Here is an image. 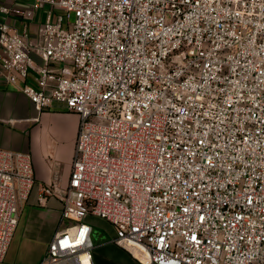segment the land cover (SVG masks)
Listing matches in <instances>:
<instances>
[{"label":"built area","instance_id":"built-area-1","mask_svg":"<svg viewBox=\"0 0 264 264\" xmlns=\"http://www.w3.org/2000/svg\"><path fill=\"white\" fill-rule=\"evenodd\" d=\"M18 1L0 14L49 9L34 37L0 21V81L79 116L40 264H95L89 216L140 264H264V0ZM35 186L0 149V264Z\"/></svg>","mask_w":264,"mask_h":264},{"label":"crops","instance_id":"crops-1","mask_svg":"<svg viewBox=\"0 0 264 264\" xmlns=\"http://www.w3.org/2000/svg\"><path fill=\"white\" fill-rule=\"evenodd\" d=\"M18 3L23 5L26 1L19 0ZM48 9L38 11L35 18L29 21L7 18L1 14L0 21L6 20L19 30L27 25L30 35L34 37ZM35 59L39 62L37 57ZM21 86L6 85L0 81V149L30 153L36 186L23 206L10 248L20 232L26 241L43 245L46 254L55 234L63 231L69 223L62 220V203L58 198L51 197L44 205L38 203V186H68L79 116L57 103L48 109H39L20 91ZM87 220L93 226V242L96 239L93 252L95 264H103L104 259L117 264H140L113 243L116 231L111 224L93 216Z\"/></svg>","mask_w":264,"mask_h":264},{"label":"rangeland","instance_id":"rangeland-1","mask_svg":"<svg viewBox=\"0 0 264 264\" xmlns=\"http://www.w3.org/2000/svg\"><path fill=\"white\" fill-rule=\"evenodd\" d=\"M74 22V16L71 17L70 23ZM20 231V230H19ZM94 242L96 239L94 238ZM45 249L43 245L35 243L34 241H26L18 232L16 240L8 251L5 259L7 264H40L44 259ZM137 255V252L134 250ZM129 257L134 259L129 253ZM103 264H117L110 260L104 259Z\"/></svg>","mask_w":264,"mask_h":264},{"label":"bare ground","instance_id":"bare-ground-1","mask_svg":"<svg viewBox=\"0 0 264 264\" xmlns=\"http://www.w3.org/2000/svg\"><path fill=\"white\" fill-rule=\"evenodd\" d=\"M137 252V250H135ZM136 255V254H135Z\"/></svg>","mask_w":264,"mask_h":264}]
</instances>
